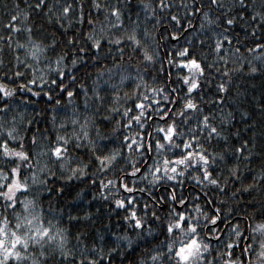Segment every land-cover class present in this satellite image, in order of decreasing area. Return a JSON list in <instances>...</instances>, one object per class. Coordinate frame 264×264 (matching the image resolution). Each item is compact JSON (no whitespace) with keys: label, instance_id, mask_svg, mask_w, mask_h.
<instances>
[{"label":"snow or ice","instance_id":"snow-or-ice-1","mask_svg":"<svg viewBox=\"0 0 264 264\" xmlns=\"http://www.w3.org/2000/svg\"><path fill=\"white\" fill-rule=\"evenodd\" d=\"M0 7V264H264V162L243 175L257 145L231 142L222 107L235 76L264 72V0ZM73 180L126 213L107 251L70 227Z\"/></svg>","mask_w":264,"mask_h":264},{"label":"trees","instance_id":"trees-1","mask_svg":"<svg viewBox=\"0 0 264 264\" xmlns=\"http://www.w3.org/2000/svg\"><path fill=\"white\" fill-rule=\"evenodd\" d=\"M135 2V0H133ZM11 5L9 4V7ZM6 13L3 8L0 7V24L5 22ZM143 18V14L141 13ZM150 26V25H149ZM239 31V29H237ZM163 57V51L161 52ZM260 67L259 61L255 62ZM165 62V68H167ZM204 91H214V85L212 89H205ZM239 92V95H237ZM207 99V97H206ZM42 104L38 102L36 105L28 106L26 115H37L39 113ZM224 111H231L234 119L232 124L226 126L229 133L239 132L240 136L235 137L230 135V140L233 144H239L242 139H254L257 147L253 149L252 161L248 164L247 169L241 165L243 175L248 177L249 180L259 169L262 162L261 159V148L264 146V140H262L261 134L264 133V127H262L260 121L264 120V72H257L255 74H248L247 72L241 73L234 77V87L232 95L229 97L228 102L222 106ZM248 112L249 117H243L242 113ZM39 119V116L37 117ZM120 117H116L119 119ZM219 123V120H217ZM39 127H47L43 120H40ZM110 131V129H109ZM120 129L112 140L114 141L112 146L117 147L119 145V137L123 132ZM215 143V141L213 142ZM223 167V165H221ZM186 187L190 191L199 192V187L193 182L189 184L187 179L185 180ZM231 187L229 191H231ZM155 191V190H154ZM209 192V195H217L219 199H227L223 194L216 193V190L209 186V189H205ZM80 192L79 198L73 199L76 193ZM100 189L95 186H89L87 180L76 181L73 180L66 190L64 201H67L66 207L72 208V214L81 217V219L73 221L70 225L73 232L79 231L83 234L82 238L85 239V243L91 245L94 241L97 243H105V250L107 247L114 246L113 241L115 237L113 233L122 234L128 225L123 221L122 217L126 214L122 209L115 210L114 204H111L110 200L106 201L99 195ZM253 197L257 200H261V194L254 192ZM246 199H248L246 197ZM55 200V198H54ZM202 204V201H200ZM231 203V201H229ZM63 204V201H61ZM87 211L91 213L88 219H83V212ZM104 237V241H100V237ZM123 257H116L114 264H121ZM129 259L134 257L129 256ZM124 264H128V260H124Z\"/></svg>","mask_w":264,"mask_h":264}]
</instances>
